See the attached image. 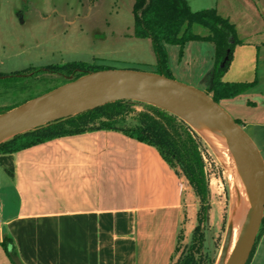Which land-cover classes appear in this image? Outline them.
I'll return each instance as SVG.
<instances>
[{
	"label": "rangeland",
	"instance_id": "374dc122",
	"mask_svg": "<svg viewBox=\"0 0 264 264\" xmlns=\"http://www.w3.org/2000/svg\"><path fill=\"white\" fill-rule=\"evenodd\" d=\"M134 2L0 0V110L21 105L69 82L72 75L44 70L51 64L84 61L114 69L157 72V58L151 40L132 35ZM188 2L193 10L215 8L234 23L240 40L259 44V85L233 98L222 99L218 104L252 139L264 161V0ZM192 30L202 36L208 34V30L199 24H194ZM166 48L173 78L207 92L214 63V44L194 40L186 42L183 47L167 44ZM19 72L28 75L10 77ZM132 101L134 112L125 118L129 124H134L135 114L145 108L143 101ZM184 121L196 134L208 192L202 212L203 203L182 171L175 169L188 183L185 181L183 231L172 256V264H181L190 255L196 264H215L216 261L218 264L230 228L231 213L237 204L234 200H237L234 196L238 191L237 180L230 164L222 161L211 142L191 123ZM0 200L12 203L11 206L17 201L9 174L1 164ZM238 200L241 203L240 197ZM198 216L202 219L200 222ZM147 217L145 233L148 236L142 243L144 252L140 255L146 258L147 264H160L161 257L171 249L168 231L172 227L169 223L172 222V213L156 211ZM198 224L205 237L202 253L196 251L197 244L190 248L192 233ZM262 231L264 224L261 222L257 237ZM249 264H264V233Z\"/></svg>",
	"mask_w": 264,
	"mask_h": 264
},
{
	"label": "crops",
	"instance_id": "0c3cea01",
	"mask_svg": "<svg viewBox=\"0 0 264 264\" xmlns=\"http://www.w3.org/2000/svg\"><path fill=\"white\" fill-rule=\"evenodd\" d=\"M241 41L223 80L258 86L259 44ZM0 164L17 198L13 206L0 200V264H14L10 253L23 264H147L145 223L156 211L172 213L171 249L159 260L172 264L187 180L154 146L100 129L31 146Z\"/></svg>",
	"mask_w": 264,
	"mask_h": 264
},
{
	"label": "trees",
	"instance_id": "16d2710c",
	"mask_svg": "<svg viewBox=\"0 0 264 264\" xmlns=\"http://www.w3.org/2000/svg\"><path fill=\"white\" fill-rule=\"evenodd\" d=\"M133 15L132 35L151 40L157 58V73L173 78L168 64L167 44L183 47L188 41L204 40L212 42L215 46L213 69L207 92L217 103L222 99L233 98L257 83L256 80L251 82L223 80V76L231 64L234 48L242 41L238 37L234 23L222 16L215 8L193 10L188 0H135ZM194 24L205 27L208 34L202 36L193 32ZM107 68L111 67L97 62L72 61L63 64H51L46 66L44 70L57 72L61 75H72V78L68 80L71 81L88 72ZM36 70L39 71L40 68ZM21 73L10 75V77L21 78L28 75ZM132 103V100L110 102L17 133L0 143V163H4L12 153L54 138L100 129L117 130L138 141L154 146L170 167L181 170L203 203L201 207L203 212L208 190L204 175V161L196 134L177 115L145 102L142 103L145 108L134 116L135 123L129 124L125 118L134 112ZM16 106L19 104L1 109L0 114ZM198 220L199 222L202 220L200 216H198ZM263 233L264 231L260 232L256 238L247 264L251 262ZM204 238V232L198 224L193 230L190 248L197 244L196 251L202 253ZM8 240L9 238L5 237L2 243L6 249ZM181 264L196 263L194 257L190 255Z\"/></svg>",
	"mask_w": 264,
	"mask_h": 264
},
{
	"label": "water",
	"instance_id": "95a60500",
	"mask_svg": "<svg viewBox=\"0 0 264 264\" xmlns=\"http://www.w3.org/2000/svg\"><path fill=\"white\" fill-rule=\"evenodd\" d=\"M100 79L129 80L136 86L128 91H116L109 96L96 98L94 84ZM156 97L186 108L196 103L204 105L211 112L218 128L240 154L251 179L253 198L243 231L226 264H247L264 215V161L252 139L208 92L156 72L114 68L91 71L1 113L0 143L17 133L119 100L143 101L189 122L176 112L153 102L152 99ZM40 98H44L40 111L28 107L30 101ZM10 256L14 264H23L13 253Z\"/></svg>",
	"mask_w": 264,
	"mask_h": 264
},
{
	"label": "bare ground",
	"instance_id": "6f19581e",
	"mask_svg": "<svg viewBox=\"0 0 264 264\" xmlns=\"http://www.w3.org/2000/svg\"><path fill=\"white\" fill-rule=\"evenodd\" d=\"M135 86V83L129 80L100 79L94 84L95 97L109 96L116 91H128L135 88ZM43 99L30 101L28 107L34 111H40V104ZM152 101L186 118L194 126L193 128L211 142L222 161L230 164L232 172L236 177L238 191L234 194L237 200H234L237 204L231 213L230 228L225 237V243L218 260V264H226L237 245L252 205V183L244 162L236 148L218 128L211 112L204 105L196 103L191 108H186L169 102L162 97L153 98ZM239 197L241 203L238 200Z\"/></svg>",
	"mask_w": 264,
	"mask_h": 264
},
{
	"label": "flooded vegetation",
	"instance_id": "af4514ba",
	"mask_svg": "<svg viewBox=\"0 0 264 264\" xmlns=\"http://www.w3.org/2000/svg\"><path fill=\"white\" fill-rule=\"evenodd\" d=\"M157 73V72H156Z\"/></svg>",
	"mask_w": 264,
	"mask_h": 264
}]
</instances>
